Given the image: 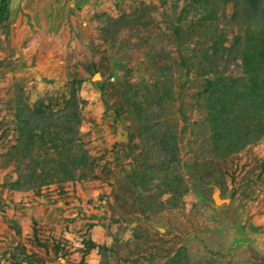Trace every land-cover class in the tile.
Masks as SVG:
<instances>
[{
  "label": "rangeland",
  "instance_id": "obj_1",
  "mask_svg": "<svg viewBox=\"0 0 264 264\" xmlns=\"http://www.w3.org/2000/svg\"><path fill=\"white\" fill-rule=\"evenodd\" d=\"M240 2L7 0L0 264H264Z\"/></svg>",
  "mask_w": 264,
  "mask_h": 264
},
{
  "label": "trees",
  "instance_id": "obj_2",
  "mask_svg": "<svg viewBox=\"0 0 264 264\" xmlns=\"http://www.w3.org/2000/svg\"><path fill=\"white\" fill-rule=\"evenodd\" d=\"M239 1V0H238ZM241 5L244 4L245 0H240ZM7 0H1L0 2V17H5ZM246 10L250 15V24L255 22L256 24L264 23V8L254 7L251 3ZM259 26V25H257ZM264 26V25H263ZM264 34V33H263ZM254 35H249L245 40V47L242 54V63L244 66V71L248 73V80L250 84H246L248 87L249 95H252L254 100L258 101V107L260 111V117L264 118V73L260 70H264V36L258 37ZM259 66L260 70L255 69L254 66ZM258 68V67H257ZM220 88V90L218 89ZM216 88L220 94V103L223 104L225 97L228 95L227 86H220ZM244 94V92H243Z\"/></svg>",
  "mask_w": 264,
  "mask_h": 264
}]
</instances>
